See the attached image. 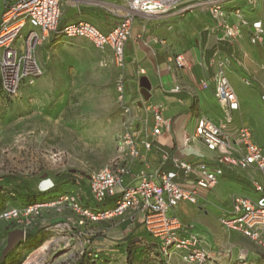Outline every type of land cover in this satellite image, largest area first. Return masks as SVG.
I'll use <instances>...</instances> for the list:
<instances>
[{
    "label": "built area",
    "instance_id": "1",
    "mask_svg": "<svg viewBox=\"0 0 264 264\" xmlns=\"http://www.w3.org/2000/svg\"><path fill=\"white\" fill-rule=\"evenodd\" d=\"M244 2L254 8L264 7V0H6L0 16V93L9 99L20 94L24 85H31L43 74L38 61L39 47L49 39L84 38L98 50L109 48L112 62L119 68L125 67L124 46L131 34L133 21L181 17L193 11L208 13L221 29L222 37L230 42L241 35V28L249 26V42L264 43V26L260 19H248L236 4ZM66 4L79 9L90 6L117 18L108 31H103L87 19L63 21ZM230 10V11H229ZM232 13L233 20L227 17ZM162 43H165L163 40ZM177 67L183 66V56L176 54L170 59ZM216 71L213 75L215 96L221 106L222 116L215 123L206 117L196 119L193 132L185 134L181 144L187 147L203 146L209 154L208 162H187L172 156L174 171L156 169L148 172L141 169L132 176L131 163L140 156V148H151V140L169 124L158 105L146 106L153 126L147 132V125L137 127L139 117L133 105L125 98L123 78L117 81V102L121 109L122 130L117 139V156L103 167L85 175L58 197L31 204L11 206L0 212V220L13 223V228L24 232L35 226L45 208L56 213H66L64 220L44 226L53 234L54 250L66 249L80 259L87 255L94 257V248L88 238L93 232L86 229L94 222L124 218L135 226H144L153 254L165 263L178 258L187 264H217L205 245L202 234L193 223L182 222L171 214V208L179 202L199 204L202 190L214 187L223 174V167L231 170L258 172L262 179L249 175L256 199L245 195H233L231 208L219 218L221 226L236 230L257 242L264 248V148L253 138L251 130L244 125L237 128V137L228 135V126L239 110L240 101L234 87L225 74L226 61L216 52L211 59ZM207 87V83L203 84ZM177 89V88H176ZM145 133V134H144ZM144 134L145 138L141 139ZM237 140V141H236ZM165 158V156H164ZM39 183V190L46 192L53 183ZM75 220H71V216ZM87 232V233H86ZM242 259V258H241ZM92 260V259H91Z\"/></svg>",
    "mask_w": 264,
    "mask_h": 264
},
{
    "label": "crops",
    "instance_id": "2",
    "mask_svg": "<svg viewBox=\"0 0 264 264\" xmlns=\"http://www.w3.org/2000/svg\"><path fill=\"white\" fill-rule=\"evenodd\" d=\"M5 1L0 0V16ZM72 6L66 4L64 7L63 21L87 19L103 31L110 30L117 21V18L97 8L83 5L79 6L74 16L66 18L65 14ZM236 7H239L248 19H260L264 26V7L261 4L252 8L240 2ZM227 18L233 20L232 13ZM250 30L249 26L242 27L241 35L230 42L222 37L221 29L217 28L214 20L206 12L196 10L167 20H146L137 17L132 23L130 37L124 46V68L113 65L112 51L109 48L101 51L103 54L100 50L96 51L99 52L100 61L107 65L104 67H111L120 74L118 78H123L125 98L133 105L140 118L137 127L143 126L145 122L149 132L153 126L151 116L146 110L148 105L160 106L169 124L168 129H163L157 136L148 138V140L152 139L149 150L140 148L141 154L131 163V174L126 178L127 181L133 180L132 176L141 169L148 172L156 169L174 171L176 168L172 163V156L193 163L210 161L211 158L202 145L187 147L181 142L185 134L193 132L197 118L204 116L215 123L221 119L222 109L215 96L213 80L216 66L211 62L216 52L226 61L225 74L240 101L239 110L235 112L227 133L234 139L237 137V128L241 125L247 126L253 134L254 141L264 148V43L251 44L248 38ZM62 40L51 38L43 44L51 46ZM162 40L165 43H162ZM243 45H249L251 50L242 54ZM176 54L183 56L181 67H177L169 60ZM237 55H245L248 58L250 70L244 69L243 60H237ZM50 63V59L43 62L44 78L47 74V65L50 66ZM107 79L113 87L115 77L111 76ZM141 79H145L148 88L141 87ZM205 82L207 87H203ZM112 97L114 98L113 95ZM144 134L140 136L141 139L145 138ZM223 174L214 187L201 191L199 204L181 201L171 208V214L182 222L193 223L196 226L211 255L218 260L217 264H264V248L261 245L239 231L224 228L219 222V218L230 210L233 195L242 194L251 199L258 197L259 194L254 190L249 175L253 174L259 180L262 177L258 172H251L250 169L237 171L226 166L223 167ZM45 178L48 179L47 184L53 183V196L81 180L75 175L70 177L68 174L42 179ZM32 191L35 193L36 189ZM10 206L8 203V207ZM66 216V213L58 214L51 208L43 209L37 224L30 228L25 244L36 246L38 241L48 235L43 230L44 226ZM10 226L11 224L7 225V222H0V242L8 237ZM91 227L95 233L101 235L92 241V245L96 248H100L103 244L113 246L132 234L138 236L140 241L147 235L141 222L131 226L124 218L94 222ZM135 241L137 243V239ZM136 243L134 248H137ZM22 244L15 246L16 250ZM167 264L187 263L173 258Z\"/></svg>",
    "mask_w": 264,
    "mask_h": 264
},
{
    "label": "rangeland",
    "instance_id": "3",
    "mask_svg": "<svg viewBox=\"0 0 264 264\" xmlns=\"http://www.w3.org/2000/svg\"><path fill=\"white\" fill-rule=\"evenodd\" d=\"M243 49L242 54L251 50L249 45H243ZM97 50L84 38L63 39L51 46L42 44L37 52L41 66L44 61H51L46 78L42 74L13 99L0 93L1 194L12 188L20 193H32L34 189L40 192V180L53 175H75L82 180L117 156V139L122 130L121 109L116 99L119 73L104 67L107 65L100 61ZM245 55H237L236 59H242L244 69L250 70V61ZM111 76L115 77L113 87L107 82ZM52 195V190L43 193L46 199ZM70 218L76 219L74 215ZM0 222L11 224L12 230V222ZM86 229L93 232L88 233L91 242L101 236L91 226ZM45 232L48 235L36 246L22 244L2 257L8 237L5 238L0 242V264H79L76 256L60 249L64 247L62 239V246L54 250L56 240L50 241L53 234ZM130 242L140 244L138 236L132 234L113 246L92 245L94 255L98 251L92 262L167 264L160 262L153 252L130 253L126 250Z\"/></svg>",
    "mask_w": 264,
    "mask_h": 264
},
{
    "label": "trees",
    "instance_id": "4",
    "mask_svg": "<svg viewBox=\"0 0 264 264\" xmlns=\"http://www.w3.org/2000/svg\"><path fill=\"white\" fill-rule=\"evenodd\" d=\"M68 189L64 188L58 192L59 194H56L54 196L52 195L48 199L43 197V193H45V192L20 193L19 190L14 189V188L10 189L9 192H6V194H1V192H0V212L2 210H4L6 207H8V203L11 206H19V205L31 204V203H34L37 201L51 200V199L58 197L59 195H61L65 191H67ZM50 190H52V188ZM53 193H54V191H53ZM28 237L29 236L27 234L25 237V241L21 242V244L23 243L24 245H26L25 243H26ZM146 238H147V242H149L148 240L150 237L148 235H146ZM134 244H135L134 242H130V244H128L126 246V250H128L130 253L133 252V253H136L138 255L139 254L148 255V252H152L149 244L142 245L140 242V244H138L137 248H135V249H134ZM118 245H120V244H118ZM93 250H95V249H93ZM95 253H96L95 255L97 256L98 251H95ZM5 256L6 255H2V257H5ZM91 259L92 258H90L89 256L84 255L78 261H79V264H97L95 262H92ZM159 261L165 263V261L162 258H159Z\"/></svg>",
    "mask_w": 264,
    "mask_h": 264
},
{
    "label": "water",
    "instance_id": "5",
    "mask_svg": "<svg viewBox=\"0 0 264 264\" xmlns=\"http://www.w3.org/2000/svg\"><path fill=\"white\" fill-rule=\"evenodd\" d=\"M77 12H78V8L74 6L68 9L65 16L66 18H69L70 16H74ZM141 87L143 89L148 88V84L145 82V79H141ZM23 240H24V232L22 230L15 229L9 232L7 243L4 247L3 255H6L8 252L14 249L15 246H18Z\"/></svg>",
    "mask_w": 264,
    "mask_h": 264
},
{
    "label": "clouds",
    "instance_id": "6",
    "mask_svg": "<svg viewBox=\"0 0 264 264\" xmlns=\"http://www.w3.org/2000/svg\"><path fill=\"white\" fill-rule=\"evenodd\" d=\"M45 179H46V178H45ZM41 180H43V179H41ZM41 180H40V182H41ZM40 182H39V183H40ZM38 190H39V186H38ZM39 191H40V190H39ZM40 192H43V191H40ZM25 237H26V236H25ZM25 237H24V239H25ZM23 241H24V240H23Z\"/></svg>",
    "mask_w": 264,
    "mask_h": 264
}]
</instances>
